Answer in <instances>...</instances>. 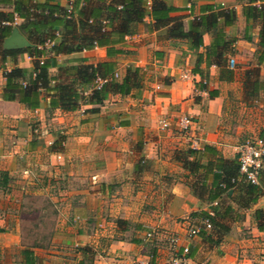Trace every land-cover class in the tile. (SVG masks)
Segmentation results:
<instances>
[{"label": "crops", "instance_id": "0c3cea01", "mask_svg": "<svg viewBox=\"0 0 264 264\" xmlns=\"http://www.w3.org/2000/svg\"><path fill=\"white\" fill-rule=\"evenodd\" d=\"M55 1L64 6L71 0ZM93 1L79 0L78 8H89ZM168 2L176 8L171 16H184V28L204 5L233 8L234 20L223 28L232 39L233 53L227 56L235 61L232 80H218L217 68L204 62L198 66L202 76L193 72L196 53L203 52L210 33L202 35V46L194 50L184 40L163 39L139 24L136 33L118 44L121 53L108 57L104 47H93L58 54L56 65L49 68L54 74L61 65L113 60L120 74L126 66H135L142 72V83L129 94H109L99 105L49 114L43 105L28 110L0 98V264H21L19 252L25 245H15V225L28 213L26 193L46 197L47 206L56 211L63 208L58 213L35 211V222H55L48 232L53 251L30 246L36 264H147L151 255L160 264L170 256L167 233H176L187 244L190 264H264V235L252 219L254 209L264 212V188L246 209L236 210L222 196L233 209L234 219L217 218L227 230H205L210 242L200 232L186 240V229L198 224L191 214L210 208L205 194L198 198L191 184L198 179L207 188L210 177L193 175L174 159L193 139L194 149L208 145L222 158L232 159L245 139L264 137V62L258 65L261 86L256 96L246 99L242 88L244 69L255 65L260 21H245L244 0ZM10 10L0 3V11ZM30 60L21 52L16 65L27 68ZM4 66L8 69L9 62ZM182 68L189 70L190 79L179 77ZM2 70L0 66V93ZM202 80L214 96L199 87ZM91 107L96 111L89 112ZM182 114L193 120L183 135L173 129ZM162 118L169 120V127L159 125ZM209 158L213 156L206 152L201 162Z\"/></svg>", "mask_w": 264, "mask_h": 264}, {"label": "trees", "instance_id": "16d2710c", "mask_svg": "<svg viewBox=\"0 0 264 264\" xmlns=\"http://www.w3.org/2000/svg\"><path fill=\"white\" fill-rule=\"evenodd\" d=\"M169 0H94L89 8H78L79 0H71L60 6L55 0H0V3L10 5L11 10L0 11V66H2L3 85L0 98L16 101L28 110H35L43 105L49 114L54 109L71 111L83 104L99 105L109 94L126 95L132 89L141 87L142 72L138 67L126 66L122 73L113 77L115 62L104 60L95 64L76 63L56 67L54 74L49 68L56 65L55 56L104 47L108 57L121 53L118 47L125 36L137 32L139 24H144L148 30H154L158 37L167 40H184L188 46L197 50L202 46V35L210 33L209 43L203 47V52L195 56L193 72L201 62L206 66L217 68V78L220 81H230L234 70L227 66V56L233 53L232 39L225 36L223 28L234 20L233 8L215 9L212 5L201 7V13L188 20L187 27L183 25V15L171 16L176 8ZM262 0H244L241 13L245 19L259 20L257 33V48L255 50V65L244 69L242 88L246 99L256 96L261 86L258 79V65L264 62V5ZM14 17L19 22L14 21ZM148 18L147 23H143ZM12 27H16L26 39L33 44L20 49H5L2 40L9 35ZM50 42L45 46V42ZM40 46V47H37ZM25 52L30 58L27 68L16 65L17 54ZM9 62V68L4 64ZM96 77L106 78L99 88H93ZM200 88L207 91L208 97L215 91L207 88L206 83H200ZM264 107V103H263ZM96 111L91 107L89 112ZM209 153L213 158L201 162L202 156ZM190 157V158H189ZM174 159L195 175L200 172L201 178L210 177L207 188L203 181L196 179L191 184V190L198 198L210 203L212 215L206 211L192 213L198 222L208 217L210 228L216 232H224L227 227L218 221V217H232L230 204L221 200L225 196L235 205L236 210L249 208L263 192L264 188V157L263 165L256 174V182L252 183L239 177L237 159H225L216 153L213 147L204 145L201 149L187 147L174 154ZM232 179V180H231ZM253 222L258 230L264 228V212L254 209ZM120 224V220H116ZM207 230V231H208ZM200 234L207 241L209 234L205 230ZM83 251L86 249L82 248ZM21 264H36L37 259L30 247L20 250ZM147 264H154L151 255Z\"/></svg>", "mask_w": 264, "mask_h": 264}, {"label": "built area", "instance_id": "2783aa9c", "mask_svg": "<svg viewBox=\"0 0 264 264\" xmlns=\"http://www.w3.org/2000/svg\"><path fill=\"white\" fill-rule=\"evenodd\" d=\"M261 3L264 5V0L261 2H256V4ZM16 21V17H14ZM127 37V36H125ZM50 42H45L44 45L48 46ZM40 47V46H37ZM95 47V46H94ZM227 66L231 69L235 67V61L232 57L227 58ZM118 76V71H114L113 77ZM179 77L183 79H190L191 73L189 70L182 68L179 72ZM106 81V78L96 77L93 81V88H99V86ZM202 83H205L202 80ZM193 120L190 116L182 114L174 120L173 129L179 134H185L189 131L190 126ZM159 125L161 127H169L170 122L166 118L159 120ZM196 140L190 141V148H194ZM264 157V137L262 136H253L251 138L245 139L237 148L236 159L238 165V174L239 177H242L244 180L255 183L256 174L258 170L263 165ZM232 180V179H231ZM217 204V200H213L209 203V206H214ZM207 215H212L213 211L209 208L206 211ZM77 218V217H76ZM210 228V222L208 217H203L200 219L198 224L188 227L185 231L183 239H190L191 237L197 235L200 230H208ZM261 234L264 235V228L261 230ZM151 232H147L146 236H150ZM165 241L167 243V248L170 252V256L166 261L160 264H190L188 253L189 249L186 243H182V239L176 233H167L165 234ZM158 264V263H154Z\"/></svg>", "mask_w": 264, "mask_h": 264}, {"label": "rangeland", "instance_id": "374dc122", "mask_svg": "<svg viewBox=\"0 0 264 264\" xmlns=\"http://www.w3.org/2000/svg\"><path fill=\"white\" fill-rule=\"evenodd\" d=\"M33 134H35L34 131ZM26 197L27 198L25 199V201H27L29 204L28 206H26L27 207L26 210H28V213L26 212L22 213L20 220L17 221L15 225V227L19 231V235L17 237V243L15 245L18 246L24 244L27 247L31 246L33 248H35V245H37V247L46 246L48 250L53 251L54 247L52 246L54 245V243L50 244L51 239L48 238V232L51 225L55 224V222L52 223L51 221H47V220H45V222H35V211H39L42 214L46 212L51 213L53 212L54 209V212L58 213V212H62L63 208L59 207L56 211L55 207L47 206V198L44 196L39 195L38 197H36L35 194L33 193H26ZM70 248L74 249L77 247L71 246ZM15 249H17V247ZM67 251H71V250H67Z\"/></svg>", "mask_w": 264, "mask_h": 264}, {"label": "water", "instance_id": "95a60500", "mask_svg": "<svg viewBox=\"0 0 264 264\" xmlns=\"http://www.w3.org/2000/svg\"><path fill=\"white\" fill-rule=\"evenodd\" d=\"M31 46H33V44L27 41V39L18 32L16 27H13L9 35L2 40V47L5 49H20Z\"/></svg>", "mask_w": 264, "mask_h": 264}]
</instances>
